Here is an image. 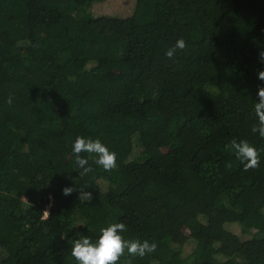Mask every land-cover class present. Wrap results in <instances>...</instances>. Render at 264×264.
<instances>
[{
    "label": "trees",
    "instance_id": "obj_1",
    "mask_svg": "<svg viewBox=\"0 0 264 264\" xmlns=\"http://www.w3.org/2000/svg\"><path fill=\"white\" fill-rule=\"evenodd\" d=\"M102 1L0 0V264H264V0Z\"/></svg>",
    "mask_w": 264,
    "mask_h": 264
},
{
    "label": "rangeland",
    "instance_id": "obj_2",
    "mask_svg": "<svg viewBox=\"0 0 264 264\" xmlns=\"http://www.w3.org/2000/svg\"><path fill=\"white\" fill-rule=\"evenodd\" d=\"M129 0H105L102 2H97L94 3L90 7V13L93 16L102 14V13H107V14H113V13H125L127 11ZM157 55L159 53H162V51H157ZM157 65V60L152 59L149 60L146 63V68H145V83L148 85L151 83V78L155 72ZM166 84V92L169 93L173 90V80L172 79H166L165 80ZM115 119H119V116L114 115ZM255 251V248L253 246H247L245 248V252L247 253H252Z\"/></svg>",
    "mask_w": 264,
    "mask_h": 264
}]
</instances>
